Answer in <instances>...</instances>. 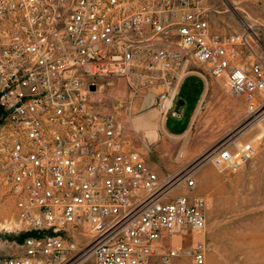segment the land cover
Returning a JSON list of instances; mask_svg holds the SVG:
<instances>
[{
    "label": "built area",
    "instance_id": "built-area-1",
    "mask_svg": "<svg viewBox=\"0 0 264 264\" xmlns=\"http://www.w3.org/2000/svg\"><path fill=\"white\" fill-rule=\"evenodd\" d=\"M202 3L0 0V186L37 235L1 264H207L208 201L173 193L195 189L190 172L159 176L94 101L121 80L135 95L162 84L168 114L202 65L250 123L264 118V61L245 35L212 34ZM253 155L236 144L208 160L235 173Z\"/></svg>",
    "mask_w": 264,
    "mask_h": 264
},
{
    "label": "rangeland",
    "instance_id": "rangeland-1",
    "mask_svg": "<svg viewBox=\"0 0 264 264\" xmlns=\"http://www.w3.org/2000/svg\"><path fill=\"white\" fill-rule=\"evenodd\" d=\"M145 1L132 0L135 6ZM202 7L214 35H245L264 61V0H203ZM189 67L193 71L186 72L184 79L196 77L201 84L187 79L183 85L184 91L192 85L197 88L188 106L190 110L194 102L198 106L183 135L170 136L164 129L168 119L170 130H181L188 116L177 118L179 104L168 114L159 112L154 103L167 90L162 84L135 95L121 80L101 91L94 101L104 103V112L117 113L126 124L133 122L138 130L148 124L139 115L155 110L153 132L145 134L150 143L146 146L138 139L134 143L144 147L154 167L170 173L190 172L195 189L179 186L174 194L207 199V231L199 238L206 246L207 264H264V118L250 123L243 101L228 93L225 81L211 77L202 65ZM148 96H152L151 104L145 106L141 102ZM134 143H130L132 147ZM246 143L254 148L253 159L238 172L220 171L208 160L222 146L235 149L236 144ZM24 230L14 199L0 186V264L23 251L19 239ZM80 264L94 261L90 258Z\"/></svg>",
    "mask_w": 264,
    "mask_h": 264
},
{
    "label": "crops",
    "instance_id": "crops-1",
    "mask_svg": "<svg viewBox=\"0 0 264 264\" xmlns=\"http://www.w3.org/2000/svg\"><path fill=\"white\" fill-rule=\"evenodd\" d=\"M211 31V28H210ZM212 33V31H211ZM213 34V33H212ZM187 79H195L198 81L199 84H201V82L196 78V77H187L185 78L181 84L178 87V93H179V102H183L184 104L180 105V109H179V116L177 118H184L186 116H188V120L185 123V126L180 130L179 128H174V130H170L168 122L169 120L167 119L165 125H164V129L166 130L167 134L170 136H179V135H183L187 129L189 128L191 121L193 119V116L195 115L196 111H197V104L194 102V107L192 108V110H190V105L188 106L189 102H192L194 100V96L195 94H197V88L194 87L193 85L191 86V89L189 91H184L183 90V85L184 83L187 81ZM163 88H166V86H162ZM196 92V93H195ZM151 98L152 96H148V98H146V100L142 101V104H146L148 105L149 103L151 104ZM190 104V103H189ZM154 113L155 110L151 109L149 111L143 112L139 115V118L141 119V122L143 123H148L146 128H143L141 130H138L137 127L135 126V124L133 122H129L128 124H126V129H125V136L127 138V140L130 143H134V141L138 140H142V143L145 144L146 146H148V144L150 143V140L147 139V137H145L146 132H152L153 131V121H154ZM181 119V120H182ZM151 124V125H150ZM144 125V124H143ZM161 128V127H160ZM162 130V128L160 129ZM135 144V143H134ZM138 152H140L142 154V156L144 157L147 165L154 171L156 172L159 176H163L165 173H167L165 170L162 169H158L157 167H154L151 163V157L149 155H147V153L145 152L144 147H140V145H136L133 146ZM20 255H23V251L20 252Z\"/></svg>",
    "mask_w": 264,
    "mask_h": 264
},
{
    "label": "trees",
    "instance_id": "trees-1",
    "mask_svg": "<svg viewBox=\"0 0 264 264\" xmlns=\"http://www.w3.org/2000/svg\"><path fill=\"white\" fill-rule=\"evenodd\" d=\"M34 236H37L35 233H23L20 235V239H19V242L23 244L24 240L27 238V237H34ZM10 239H12L11 237H9Z\"/></svg>",
    "mask_w": 264,
    "mask_h": 264
},
{
    "label": "water",
    "instance_id": "water-1",
    "mask_svg": "<svg viewBox=\"0 0 264 264\" xmlns=\"http://www.w3.org/2000/svg\"><path fill=\"white\" fill-rule=\"evenodd\" d=\"M91 90L93 91V90H95V87H91ZM181 105H183L184 103L181 101V102H179Z\"/></svg>",
    "mask_w": 264,
    "mask_h": 264
},
{
    "label": "bare ground",
    "instance_id": "bare-ground-1",
    "mask_svg": "<svg viewBox=\"0 0 264 264\" xmlns=\"http://www.w3.org/2000/svg\"><path fill=\"white\" fill-rule=\"evenodd\" d=\"M140 128V127H139ZM156 131V130H155ZM153 132V131H152ZM153 134V133H152ZM155 135H156V133H155ZM259 136V135H258ZM151 138V137H150ZM157 138V137H156ZM152 139V138H151Z\"/></svg>",
    "mask_w": 264,
    "mask_h": 264
}]
</instances>
